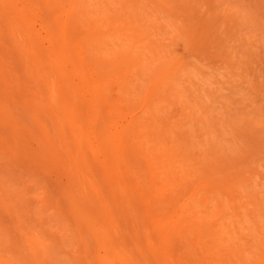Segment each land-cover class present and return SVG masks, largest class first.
Wrapping results in <instances>:
<instances>
[{
	"label": "rangeland",
	"instance_id": "374dc122",
	"mask_svg": "<svg viewBox=\"0 0 264 264\" xmlns=\"http://www.w3.org/2000/svg\"><path fill=\"white\" fill-rule=\"evenodd\" d=\"M0 264H264V0H0Z\"/></svg>",
	"mask_w": 264,
	"mask_h": 264
},
{
	"label": "bare ground",
	"instance_id": "6f19581e",
	"mask_svg": "<svg viewBox=\"0 0 264 264\" xmlns=\"http://www.w3.org/2000/svg\"><path fill=\"white\" fill-rule=\"evenodd\" d=\"M72 232V231H71ZM63 238V237H62ZM82 240V239H81ZM83 241V240H82Z\"/></svg>",
	"mask_w": 264,
	"mask_h": 264
}]
</instances>
